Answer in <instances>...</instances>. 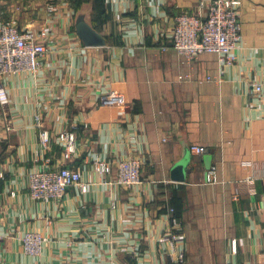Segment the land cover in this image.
Listing matches in <instances>:
<instances>
[{
    "label": "crops",
    "instance_id": "crops-1",
    "mask_svg": "<svg viewBox=\"0 0 264 264\" xmlns=\"http://www.w3.org/2000/svg\"><path fill=\"white\" fill-rule=\"evenodd\" d=\"M50 1L0 0V30L7 19L45 30L48 47L37 72L0 75L10 98L0 104V264H264V89L253 86L264 82V0H242L232 64L172 46L176 15L205 13L210 0H59L55 11ZM80 14L105 45L84 43ZM109 92L126 102L103 105ZM72 128L67 159L59 133ZM130 157L142 160L141 181H112ZM63 165L87 191L32 198L29 175ZM211 168L217 181L206 180ZM170 208L185 235L182 263L162 240ZM28 230L48 237L37 255L23 248Z\"/></svg>",
    "mask_w": 264,
    "mask_h": 264
},
{
    "label": "built area",
    "instance_id": "built-area-1",
    "mask_svg": "<svg viewBox=\"0 0 264 264\" xmlns=\"http://www.w3.org/2000/svg\"><path fill=\"white\" fill-rule=\"evenodd\" d=\"M58 2L59 0H51L48 9L57 10ZM241 5L242 0H210L205 13H179L175 17L172 46L188 58L208 52L217 54L225 64L234 63L242 36ZM45 34V30L22 29L12 19L3 21L0 30V75L23 71L37 72L41 66V57L48 51ZM253 86L256 91H263L264 82H256ZM9 101L8 91L5 85L0 83V104L7 105ZM125 102L126 98L121 93L109 92L101 97L103 105H123ZM37 120L41 122V117L38 116ZM40 135L44 147H47L50 141L49 130L43 128ZM59 140L64 145L65 158H71L77 150L76 130L72 128L62 131L59 133ZM191 149L196 153L206 151L204 146L197 144H193ZM142 165V160L136 157L120 161L116 178L112 181L126 185L140 182ZM95 168L105 174L111 171L112 164L97 159ZM218 178L216 169L211 168L206 180L214 182ZM73 185H77L83 192L88 189L80 171L69 165L44 168L29 175V192L34 199L62 198ZM169 211L171 228L163 235L162 240L169 241L174 262L182 263L185 253L179 245L184 242L185 235L178 228L181 222L174 213L175 209L170 208ZM21 240L26 253L37 255L41 253L48 237L41 231L28 230Z\"/></svg>",
    "mask_w": 264,
    "mask_h": 264
},
{
    "label": "water",
    "instance_id": "water-1",
    "mask_svg": "<svg viewBox=\"0 0 264 264\" xmlns=\"http://www.w3.org/2000/svg\"><path fill=\"white\" fill-rule=\"evenodd\" d=\"M76 30L86 45L101 46L106 44L105 37L86 20L83 14L77 17ZM187 162V159H183L176 165V170L180 173L177 176L180 179L185 177V166Z\"/></svg>",
    "mask_w": 264,
    "mask_h": 264
}]
</instances>
